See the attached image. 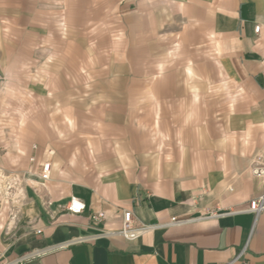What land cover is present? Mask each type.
Returning a JSON list of instances; mask_svg holds the SVG:
<instances>
[{
  "label": "crops",
  "instance_id": "obj_1",
  "mask_svg": "<svg viewBox=\"0 0 264 264\" xmlns=\"http://www.w3.org/2000/svg\"><path fill=\"white\" fill-rule=\"evenodd\" d=\"M147 2L134 0L133 17L125 18L132 44L145 47L143 63L174 36L187 64L162 69L154 85L113 87L128 100L91 102L90 117L88 103L72 102L69 90L68 102L47 103V115L68 110L92 126L93 139L79 138L76 150L50 123L41 135L32 124L24 141L31 172L40 180L50 164L46 183L57 202L35 225L15 227L2 264H264V212L255 221L244 212L264 190L251 172L264 162V0H162L158 21ZM21 9L19 0L0 13ZM86 55L78 66L64 65L62 78L79 73ZM60 60L71 63L69 55ZM142 71L139 77L152 75ZM70 197L85 204L82 214L67 212ZM124 210L146 224L186 222L128 241L119 235ZM95 213L105 218L92 220Z\"/></svg>",
  "mask_w": 264,
  "mask_h": 264
},
{
  "label": "rangeland",
  "instance_id": "obj_2",
  "mask_svg": "<svg viewBox=\"0 0 264 264\" xmlns=\"http://www.w3.org/2000/svg\"><path fill=\"white\" fill-rule=\"evenodd\" d=\"M18 1L0 0V7L15 6ZM137 1L142 5L143 1H149L151 14L157 20L162 0ZM21 3L19 13H0V250L11 239L15 227L35 225L37 216L42 217L57 202L58 195L53 199L50 185L31 172L24 141L33 133L32 124H40L41 135L45 134L42 131L46 123H50L56 136L67 139V145L75 142L77 146L79 138L88 142L93 139L92 126L80 125L68 110H52L55 115H47V103L68 102L69 90L72 102L88 103L86 112L90 117L95 113L93 103L117 97L128 100L126 94L112 95L113 87L154 85L162 80V69H177L185 63L181 61L185 47L174 36L167 39V45H160L155 61L143 63L140 50L145 47L132 44L125 19L128 15L133 17L132 11L137 7L134 0H21ZM159 32L162 34V29ZM82 39L85 43L79 45ZM85 53L84 68L79 73H73L72 69V76L63 79V66L70 67L74 61L78 66V59ZM62 55H69L71 63L64 64L60 60ZM148 68L152 70L151 76H138ZM133 70L137 75L132 77ZM225 88L227 93L229 89ZM54 89L60 92L54 94Z\"/></svg>",
  "mask_w": 264,
  "mask_h": 264
},
{
  "label": "built area",
  "instance_id": "obj_3",
  "mask_svg": "<svg viewBox=\"0 0 264 264\" xmlns=\"http://www.w3.org/2000/svg\"><path fill=\"white\" fill-rule=\"evenodd\" d=\"M259 27L255 28V31L258 32ZM35 148V147H34ZM33 158H30V161H33ZM252 175L256 178H260L264 182V162L260 165H256L252 168ZM39 179L42 183H46L50 180V164L44 163L41 166L40 172L38 174ZM67 212L70 215H79L85 211V204L76 197H70L68 205L66 207ZM244 212L251 213L254 217V221L257 219L258 215L264 212V190L257 197L249 201V207ZM209 217H217L220 214H209ZM105 218L104 213H95L91 216L92 220L101 221ZM185 220H178L176 218H171L169 223L166 224H146L141 222L132 211L124 210L122 212V225L119 231V235L128 241H134L139 239L144 233L155 230L162 227L168 226H178L184 224ZM39 233V231H37ZM242 253L239 255L240 258Z\"/></svg>",
  "mask_w": 264,
  "mask_h": 264
},
{
  "label": "bare ground",
  "instance_id": "obj_4",
  "mask_svg": "<svg viewBox=\"0 0 264 264\" xmlns=\"http://www.w3.org/2000/svg\"><path fill=\"white\" fill-rule=\"evenodd\" d=\"M1 189V188H0Z\"/></svg>",
  "mask_w": 264,
  "mask_h": 264
}]
</instances>
